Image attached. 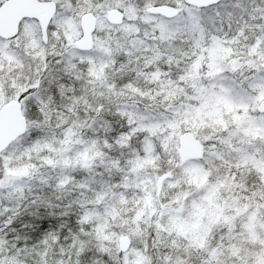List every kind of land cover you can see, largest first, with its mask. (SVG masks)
Masks as SVG:
<instances>
[{
    "label": "snow or ice",
    "instance_id": "6c2138e0",
    "mask_svg": "<svg viewBox=\"0 0 264 264\" xmlns=\"http://www.w3.org/2000/svg\"><path fill=\"white\" fill-rule=\"evenodd\" d=\"M35 4L0 27V264H264V166L241 162H264V108L253 139L185 128L183 103L209 39L235 49L210 73L226 101L264 91V0ZM173 113L198 155L173 147Z\"/></svg>",
    "mask_w": 264,
    "mask_h": 264
},
{
    "label": "rangeland",
    "instance_id": "374dc122",
    "mask_svg": "<svg viewBox=\"0 0 264 264\" xmlns=\"http://www.w3.org/2000/svg\"><path fill=\"white\" fill-rule=\"evenodd\" d=\"M249 6L251 7L252 5L250 4ZM226 21L228 23L227 17H225V23ZM220 39H223V37ZM210 45H212L211 48L209 47ZM200 47L201 51L196 55L192 72L193 79L197 83L198 88L201 89V92L197 96L199 104L188 106L187 101H184L186 105L185 111H187L189 107L192 109H198V111L195 112L197 119L192 120L191 122H185L184 127L190 128L192 127V124L203 127L208 124L216 123L223 127L225 123L232 122L238 125L240 131H242L244 135L251 136L253 139H255L257 131L255 126L251 124V121L254 119H259L260 116L256 111L250 110L256 109L257 103L264 97V91H257L255 94L249 93V103L242 104L238 101H226L220 95L218 88H214L210 73L214 70H218L219 65L223 63L230 53L235 49L234 47L229 48L226 45L219 44L212 40H208L207 43H202ZM232 60L239 62L238 58L235 56L232 57ZM201 65H211L214 67H206V70L201 72ZM201 76L204 77L203 81L200 79ZM171 95H175V86H173ZM238 109H240V111H238ZM173 116L176 117L174 134L176 137H178V135L181 133V121L179 117H177L176 113H173ZM159 131H163V129H159ZM170 137L171 135L169 136V139ZM149 147H151V145H149ZM175 148L177 150V146ZM259 151L260 149L258 147L254 149V152L257 154ZM242 156L246 157L247 159H242L241 162L251 163L253 169L259 170L262 166H264V162L260 161L258 156L251 152H244L242 153ZM198 167L199 166H196L197 169ZM193 180L195 181V174L193 175ZM218 194L219 190H215L214 192L210 193L209 196L214 197ZM209 203H214V201L210 198ZM201 211H203V209H201ZM209 214H213L212 210H209ZM171 223L173 228L178 232H184L189 229L194 230L196 227V225L189 219L187 215L185 217L174 216L171 218Z\"/></svg>",
    "mask_w": 264,
    "mask_h": 264
},
{
    "label": "water",
    "instance_id": "95a60500",
    "mask_svg": "<svg viewBox=\"0 0 264 264\" xmlns=\"http://www.w3.org/2000/svg\"><path fill=\"white\" fill-rule=\"evenodd\" d=\"M49 12L45 9L43 5L35 4V0H6L3 6H0V27L15 29L16 22L24 15H35L43 16L48 15ZM113 22H119V13L113 11L112 14ZM264 108V97L257 103L256 109ZM14 119V116L10 117ZM189 133L181 132L178 135L181 143L177 146L178 152H183L185 154H195L198 155V150L193 152V144L188 139Z\"/></svg>",
    "mask_w": 264,
    "mask_h": 264
},
{
    "label": "trees",
    "instance_id": "16d2710c",
    "mask_svg": "<svg viewBox=\"0 0 264 264\" xmlns=\"http://www.w3.org/2000/svg\"><path fill=\"white\" fill-rule=\"evenodd\" d=\"M226 24H227V21H226ZM220 38H221V37H220ZM209 40H211V39H209ZM209 47L211 48V47H212V45H210ZM184 104H185V102H184ZM177 117H178V116H177ZM161 132H162V131H161ZM170 135H171V137H172V135H173V134H172V132H170ZM170 135H169V136H170ZM171 137H170V139H171ZM173 147H176V145H175V143H174V142H173Z\"/></svg>",
    "mask_w": 264,
    "mask_h": 264
}]
</instances>
